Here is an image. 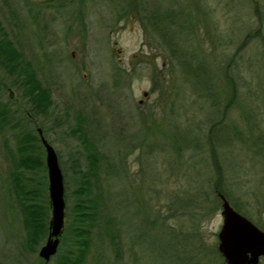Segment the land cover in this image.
<instances>
[{
    "label": "rangeland",
    "instance_id": "rangeland-1",
    "mask_svg": "<svg viewBox=\"0 0 264 264\" xmlns=\"http://www.w3.org/2000/svg\"><path fill=\"white\" fill-rule=\"evenodd\" d=\"M0 24L52 96L28 117L0 61V105L24 112L0 121V264L55 263L39 255L48 230L25 246L9 177V151L38 127L58 153L65 224L81 178L99 193L82 264H223L214 184L264 229V0H0ZM79 118L95 167L72 132Z\"/></svg>",
    "mask_w": 264,
    "mask_h": 264
},
{
    "label": "trees",
    "instance_id": "trees-1",
    "mask_svg": "<svg viewBox=\"0 0 264 264\" xmlns=\"http://www.w3.org/2000/svg\"><path fill=\"white\" fill-rule=\"evenodd\" d=\"M126 9V7H125ZM123 7L122 11L126 12ZM258 7H256V11ZM156 14H154L155 16ZM160 16V15H158ZM156 19H160L155 16ZM162 18V16H161ZM151 19L155 26H158V21ZM264 46V36H262ZM0 61L5 70L16 76L15 82L22 90V96L25 98L28 117L31 113L34 117L39 113H45L52 103L51 90L44 85L38 77L37 72L21 49L15 44L7 31L0 24ZM190 63V61H189ZM191 69L192 64L190 63ZM229 79L232 78L229 76ZM233 82V80H231ZM232 96H237V88L235 83H232ZM23 113L21 105L14 106V109L0 105V121L2 125L9 118ZM21 116V114H19ZM72 132L84 143L88 148L89 164L96 166L100 155V150L96 145L87 143V133L84 130L81 119ZM36 140H40V135L31 136L26 134L18 138L16 152L10 150V159H12V168L9 171V177L12 181L11 190L14 194V199L19 207L22 215L23 226L26 231L25 246L33 249L38 245L39 240L45 236L48 230L50 218V205L47 193V177L38 178L36 174L39 170H46L45 160L39 157L40 151L37 149ZM42 146V145H41ZM17 154V155H16ZM212 154L215 158V163L219 166V170L223 173L221 164L218 159L217 151L212 147ZM34 175H27V172ZM78 173L82 172L81 167H77ZM218 199L221 198L219 193H223L226 197L228 193L219 184H214ZM95 185L90 182L89 178H81L80 184L74 189L75 201L72 205L71 215L72 221L67 227V232L64 230L58 250L54 256V264H82L87 255L91 233L93 227L97 223L99 211V193L94 191ZM68 234V235H67ZM215 251L219 255L223 264H227L217 248L215 243ZM52 256V257H53ZM51 257V258H52ZM261 260V259H260ZM45 263V262H44Z\"/></svg>",
    "mask_w": 264,
    "mask_h": 264
},
{
    "label": "water",
    "instance_id": "water-1",
    "mask_svg": "<svg viewBox=\"0 0 264 264\" xmlns=\"http://www.w3.org/2000/svg\"><path fill=\"white\" fill-rule=\"evenodd\" d=\"M117 43L115 42V45ZM116 47H114L115 49ZM118 50H121L118 48ZM119 56V53H116ZM144 95L148 91H143ZM41 141L46 150L48 172V195L51 217L45 243L39 249V255L49 261L56 254L65 226V184L59 157L54 146L38 127ZM221 214L223 222L218 231V250L227 264H258L264 256V229L248 216L238 211L223 193Z\"/></svg>",
    "mask_w": 264,
    "mask_h": 264
},
{
    "label": "flooded vegetation",
    "instance_id": "flooded-vegetation-1",
    "mask_svg": "<svg viewBox=\"0 0 264 264\" xmlns=\"http://www.w3.org/2000/svg\"><path fill=\"white\" fill-rule=\"evenodd\" d=\"M116 42V41H115ZM72 54H74V51L72 52ZM12 94V93H11ZM143 102V99H140V103H142ZM30 116H32V114L30 113L29 114Z\"/></svg>",
    "mask_w": 264,
    "mask_h": 264
}]
</instances>
